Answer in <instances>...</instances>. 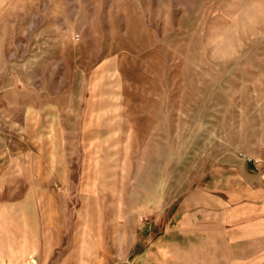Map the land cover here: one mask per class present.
I'll list each match as a JSON object with an SVG mask.
<instances>
[{
    "label": "rangeland",
    "instance_id": "374dc122",
    "mask_svg": "<svg viewBox=\"0 0 264 264\" xmlns=\"http://www.w3.org/2000/svg\"><path fill=\"white\" fill-rule=\"evenodd\" d=\"M0 256L264 257V0H0Z\"/></svg>",
    "mask_w": 264,
    "mask_h": 264
},
{
    "label": "crops",
    "instance_id": "0c3cea01",
    "mask_svg": "<svg viewBox=\"0 0 264 264\" xmlns=\"http://www.w3.org/2000/svg\"><path fill=\"white\" fill-rule=\"evenodd\" d=\"M248 263L249 264H264V257H261V258L253 257L252 259L250 258V259H248ZM0 264H6V261L1 256H0Z\"/></svg>",
    "mask_w": 264,
    "mask_h": 264
}]
</instances>
